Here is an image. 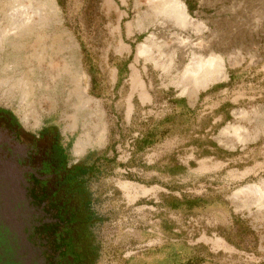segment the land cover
<instances>
[{"label": "rangeland", "instance_id": "1", "mask_svg": "<svg viewBox=\"0 0 264 264\" xmlns=\"http://www.w3.org/2000/svg\"><path fill=\"white\" fill-rule=\"evenodd\" d=\"M172 1L0 0L1 33L30 17L0 35V108L90 170L77 263L264 264V0H176L185 24ZM21 75L41 91L25 110ZM13 164L0 158V264H69L33 235L52 220Z\"/></svg>", "mask_w": 264, "mask_h": 264}, {"label": "flooded vegetation", "instance_id": "2", "mask_svg": "<svg viewBox=\"0 0 264 264\" xmlns=\"http://www.w3.org/2000/svg\"><path fill=\"white\" fill-rule=\"evenodd\" d=\"M0 158L13 159L14 175L23 182L36 184L37 194L44 197L55 221L62 225L64 241L61 253L71 258L69 264L92 258L88 200H81L73 174L80 165H68L64 144L58 133L48 128L36 133L22 130L11 112L0 108ZM30 186V187H31ZM79 193L80 199L76 198ZM83 203V204H82ZM53 222V221H52Z\"/></svg>", "mask_w": 264, "mask_h": 264}, {"label": "bare ground", "instance_id": "3", "mask_svg": "<svg viewBox=\"0 0 264 264\" xmlns=\"http://www.w3.org/2000/svg\"><path fill=\"white\" fill-rule=\"evenodd\" d=\"M172 13H173L175 20L179 24L187 23V21H188L187 15H186L183 7L176 0L172 1ZM13 16L15 17L14 14H13ZM10 17H11V15H10ZM22 17L23 18L17 19V20L15 18L10 19L9 20L10 21L9 28L6 31H4V33L0 32L1 37H5L7 34H13L15 36L16 34H19V32H21L22 30L27 28V24L29 22L30 17H25V16H22ZM202 61H203V59H202ZM214 66L219 67L220 61L217 57H213V55H212V57L207 59V61L205 60L203 63L202 62L198 63L197 71L193 73V76L196 77L197 75L200 74V75H203V77H204L206 74L210 73V70H212L214 68ZM2 69H4V68H2ZM203 77H202V79H203ZM36 84L37 83L35 82V84H34V82L29 77L27 78L25 75H21L18 82L14 85V87H16L21 93V96L19 99V105H23V106H20V107H22V110H25V108L28 107L27 101L29 99L35 98L41 93L40 86L36 85ZM27 117L32 118V113L29 112V113H27V115L24 116L25 119ZM36 122H37V120L34 119V124H36ZM80 147H82V146H80V144H79L78 148H80Z\"/></svg>", "mask_w": 264, "mask_h": 264}, {"label": "trees", "instance_id": "4", "mask_svg": "<svg viewBox=\"0 0 264 264\" xmlns=\"http://www.w3.org/2000/svg\"><path fill=\"white\" fill-rule=\"evenodd\" d=\"M89 168H77L75 173L73 174V178H83L89 173ZM36 184H32V186L27 191L29 198L32 202H36L37 204L43 203L42 209L48 212L50 219L53 221L52 223L41 224L33 229V235L39 238L47 247L50 254L56 256L57 258H62L64 254L61 253L63 241L65 239L62 229L63 223L59 220H54L55 215L52 210H49L48 206H53V203H47V200L44 197L39 196L37 194ZM1 242V241H0ZM61 255V256H60ZM3 258H0L2 260ZM5 261L2 264H11L8 258H4ZM64 261L70 263L71 258H65ZM56 264V263H55ZM81 264V263H80Z\"/></svg>", "mask_w": 264, "mask_h": 264}]
</instances>
